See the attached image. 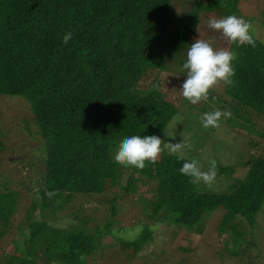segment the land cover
Here are the masks:
<instances>
[{"label":"trees","instance_id":"obj_1","mask_svg":"<svg viewBox=\"0 0 264 264\" xmlns=\"http://www.w3.org/2000/svg\"><path fill=\"white\" fill-rule=\"evenodd\" d=\"M208 2L206 9L216 14L227 17L238 11L237 0ZM170 3L0 0V94L19 95L28 103L31 121L23 120L21 128L39 141L44 166L36 182L39 188L31 193L38 194L37 207L43 214L64 210L77 197L102 193L107 185L119 183L124 173L128 182L137 176L154 178L152 196L144 205L157 221L191 228L223 209L221 229L235 216L253 229L264 201V156L247 160L245 176L226 192L193 183L179 171L192 159L179 160L166 149L156 166L146 161L143 169L125 167L114 159L126 137L157 135L162 139L178 111L169 100L133 92L147 71L164 68L168 52L189 44L187 34L205 11L200 1L190 5L184 23L168 34ZM69 31L73 36L65 44L63 37ZM253 38L255 47L230 42L228 50L237 58L232 62L233 83L224 89L228 98L223 100L238 117L248 119L252 112L264 116V42ZM221 100L210 92L207 103ZM254 127L250 122V128ZM3 146L0 128V149ZM108 201L110 214L94 228L88 227V218L77 215V210L72 215L84 227L56 228L43 214L40 218L25 215L17 226L24 235L22 248L0 251V264H37L41 255L48 262L87 264L100 236L114 222L117 196ZM18 205L19 193L4 186L0 190V238L10 231ZM34 206L33 201L28 209ZM148 230L143 237L147 238ZM245 233L238 229L233 236L238 245L244 246ZM249 241L244 250L238 248L240 254L258 248V242Z\"/></svg>","mask_w":264,"mask_h":264},{"label":"rangeland","instance_id":"obj_2","mask_svg":"<svg viewBox=\"0 0 264 264\" xmlns=\"http://www.w3.org/2000/svg\"><path fill=\"white\" fill-rule=\"evenodd\" d=\"M199 1L205 11L200 12L196 27L187 34L189 44L175 52H168L164 68L147 71L133 86V92L169 100L176 105L178 111L165 127L162 140L176 143L184 138L185 143L192 145L191 149L183 150L184 157L196 160L202 170H207L209 161L215 159L217 176L213 184L209 187L202 181L198 183L213 191L226 192L231 191L238 180L245 176L247 160L257 155L264 156V116L252 112L248 119L232 112L223 101L228 98L224 92L227 86L224 82L210 90L222 98L218 103L201 101L191 107L192 103L182 96L180 88L186 79L182 66L190 45L200 38L209 41L216 50L229 49L230 46L221 32L208 27L209 18L226 17L206 9L210 6L209 0H171L167 33H172L183 24L190 5H196ZM263 6L264 0H237L235 16L249 21L253 26L252 34L264 42ZM205 104L207 107L200 111ZM217 109L230 111L232 116L221 118L218 128L205 129L201 120L203 114ZM238 111L239 114L244 113L243 110ZM30 117L28 103L23 97L0 94V128L4 141L3 149H0V190L5 186L19 193V205L11 220V229L0 238V251H19L24 235L17 228L18 221L24 220L25 215L40 218L45 213L38 210V194L31 193L39 188L36 182H39L44 163L39 141L21 128V122L31 121ZM250 122H254V129L250 128ZM165 132L175 135V139ZM159 159L160 156L153 166L157 165ZM127 176L123 173L119 183L107 185L100 194L77 197L68 208L53 215L46 212L42 216L50 226L56 228H70L75 224L84 227L80 219L76 220L72 215L73 210H77V215L88 218V227L94 228L103 225L105 216L110 214L108 199L117 196L118 208L116 214L111 216L114 221L111 230L100 236L98 247L88 257L87 264H264V201L253 229L244 221H239L238 216L231 219L232 222H239L238 225L228 221L227 226L221 229L219 223L223 209L205 215L206 219L191 228L179 227L157 221L158 218L152 216L149 207L144 205V200L152 196L151 190L156 184L154 178L137 176L128 182ZM127 185L129 188L126 190ZM33 201L34 208L28 209ZM145 228H149L147 238L143 237L147 233ZM22 229L27 231L26 225ZM238 229L246 232L244 246L238 245L233 238ZM252 239L258 242V248L251 247L250 252L240 254ZM37 264L60 263L48 262L41 255Z\"/></svg>","mask_w":264,"mask_h":264},{"label":"clouds","instance_id":"obj_3","mask_svg":"<svg viewBox=\"0 0 264 264\" xmlns=\"http://www.w3.org/2000/svg\"><path fill=\"white\" fill-rule=\"evenodd\" d=\"M208 27L219 31L231 43L250 44L255 47L252 35V24L243 18L229 15L225 18H209ZM197 31L199 32L198 26ZM200 33V32H199ZM73 32H67L63 37V43L67 44L72 38ZM236 53L228 49L216 50L212 44L204 39H196L187 51L186 61L183 63L182 73H186L181 90L182 96L192 104L207 101L210 90L214 89L220 82L231 85V77L235 71L232 62L236 59ZM178 76V75H177ZM230 111L219 109L206 112L201 120L205 129L209 127L218 128L221 118H230ZM167 136L175 139V135ZM183 135V133H182ZM191 149L190 143H185L184 138L180 142H165L157 135H132L123 139L116 152L115 161L123 165L134 166L143 169L146 161L155 163L160 154L167 149L171 154H176L177 159L184 160L183 150ZM209 168L202 170L196 160L185 161L179 169L180 173L191 178L192 182L202 181L211 186L217 176V162L215 159L209 161Z\"/></svg>","mask_w":264,"mask_h":264}]
</instances>
